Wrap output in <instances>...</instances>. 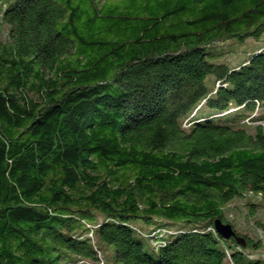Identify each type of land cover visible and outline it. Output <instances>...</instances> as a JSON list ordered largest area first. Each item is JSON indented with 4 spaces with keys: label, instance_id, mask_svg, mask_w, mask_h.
Masks as SVG:
<instances>
[{
    "label": "trees",
    "instance_id": "obj_1",
    "mask_svg": "<svg viewBox=\"0 0 264 264\" xmlns=\"http://www.w3.org/2000/svg\"><path fill=\"white\" fill-rule=\"evenodd\" d=\"M3 31L2 264H264L225 214L264 206V47L216 49L264 0H0Z\"/></svg>",
    "mask_w": 264,
    "mask_h": 264
},
{
    "label": "rangeland",
    "instance_id": "obj_2",
    "mask_svg": "<svg viewBox=\"0 0 264 264\" xmlns=\"http://www.w3.org/2000/svg\"><path fill=\"white\" fill-rule=\"evenodd\" d=\"M2 29L4 30V28ZM0 37L4 39V31L0 34ZM261 47H264V34L259 39L249 38L244 41L228 40L217 46L216 49L231 53V56H227L225 60L230 67H233L236 63L240 64L248 59L253 52ZM225 56L226 55H224V58ZM248 199L257 204L256 212L253 216H249L246 210ZM225 214L227 219L231 221L234 227L241 233L247 234L249 237L256 240L260 239L264 243V206L259 198L246 197L244 199H235L225 206ZM144 243L145 247L148 248L147 242L144 241ZM263 250L264 244L258 251L262 258H264Z\"/></svg>",
    "mask_w": 264,
    "mask_h": 264
},
{
    "label": "water",
    "instance_id": "obj_3",
    "mask_svg": "<svg viewBox=\"0 0 264 264\" xmlns=\"http://www.w3.org/2000/svg\"><path fill=\"white\" fill-rule=\"evenodd\" d=\"M214 227L216 232L223 238L228 239L230 237H236L231 226L228 224H222L220 220H215ZM237 241H240L239 238H236ZM0 264H2L0 262Z\"/></svg>",
    "mask_w": 264,
    "mask_h": 264
}]
</instances>
